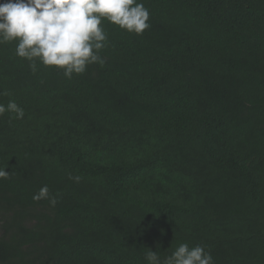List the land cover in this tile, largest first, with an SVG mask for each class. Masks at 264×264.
Returning <instances> with one entry per match:
<instances>
[{"label":"trees","instance_id":"trees-1","mask_svg":"<svg viewBox=\"0 0 264 264\" xmlns=\"http://www.w3.org/2000/svg\"><path fill=\"white\" fill-rule=\"evenodd\" d=\"M84 74L0 44V264H264V0H138ZM79 176V182L69 175ZM47 185L55 207L33 195Z\"/></svg>","mask_w":264,"mask_h":264},{"label":"clouds","instance_id":"clouds-1","mask_svg":"<svg viewBox=\"0 0 264 264\" xmlns=\"http://www.w3.org/2000/svg\"><path fill=\"white\" fill-rule=\"evenodd\" d=\"M149 10L138 0H0V44L16 42L15 54L29 62L33 73L37 62L63 71L67 79L81 75L91 64H104L100 56L107 34L102 21L129 33L142 35L150 27ZM7 96V91L0 92ZM14 114L21 120L24 109L14 100L0 103V116ZM0 169V179L10 177ZM79 182L80 177L69 175ZM47 199L55 207L57 198L49 195L47 185L33 195L34 201ZM148 264H214L209 251L201 245L181 243L161 260L157 251L145 253Z\"/></svg>","mask_w":264,"mask_h":264}]
</instances>
